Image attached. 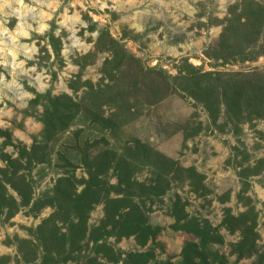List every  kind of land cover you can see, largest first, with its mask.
Segmentation results:
<instances>
[{
	"label": "rangeland",
	"instance_id": "obj_1",
	"mask_svg": "<svg viewBox=\"0 0 264 264\" xmlns=\"http://www.w3.org/2000/svg\"><path fill=\"white\" fill-rule=\"evenodd\" d=\"M253 1L264 5V0ZM240 2L0 0V129L11 142L0 152V171L6 168L2 155L18 160L16 175L9 178L32 200L28 207H18L11 219L5 211L0 216V257H9V264H23L16 239L35 243L32 231L53 213L45 208L33 214L32 202L65 177L75 184L77 193L81 192L83 181L88 179L84 158L95 159L107 153L112 161L108 180L116 167L124 164L131 170L132 180L141 184L156 181L158 169L163 168L158 157H162L178 167L194 168L203 176L206 187L204 196L198 197L179 175L178 180L163 185L161 196L133 192V200L145 212L148 224L161 230L154 243L149 242L145 248L137 246L133 238L119 243L109 238L108 243L116 250L124 254L152 251L154 260L149 264H177L185 238L175 231L171 211L179 201L189 217L206 221L218 230L223 245L211 249L225 255L228 264H255V257L237 261L229 255V246L241 235L220 225L226 209L233 216L249 209L244 205L247 200L239 199L244 187L238 173L250 169L249 188L244 194L251 199L256 216V245L259 252L264 251V120L231 122L221 106L213 122L203 105L182 91L183 81L177 79L178 70L187 68L220 74L223 79L252 73L264 78V58L255 54L244 62L229 63L205 55L209 49L213 54L220 52L219 39L230 10ZM237 10L240 15L239 7ZM19 25L27 36H18ZM102 31L122 49L119 64L106 72L103 65L113 59L111 53L103 52L86 63L83 60L95 51ZM241 33V27L234 25L228 36L233 42L230 45L237 44ZM49 35L59 42L58 57ZM85 82L92 88L84 86ZM47 92L68 96L81 111L65 134L53 142H42L28 164L29 156L20 159L19 154L30 151L41 139L43 129L42 107L31 101L36 94ZM98 117L110 120L112 127L102 129ZM138 143L149 157L133 161L131 151ZM111 182L115 183L114 179ZM3 185L20 205L17 192L7 183ZM110 197L116 198L113 193ZM103 209L100 204L91 212L89 228L99 225ZM92 257L88 249L77 251L65 264H94L89 262Z\"/></svg>",
	"mask_w": 264,
	"mask_h": 264
},
{
	"label": "trees",
	"instance_id": "obj_2",
	"mask_svg": "<svg viewBox=\"0 0 264 264\" xmlns=\"http://www.w3.org/2000/svg\"><path fill=\"white\" fill-rule=\"evenodd\" d=\"M238 7L240 15L237 14ZM229 16L219 39L220 52L213 54L212 49H209L205 54L206 57L221 60L223 63L244 62L253 54L264 58V5L257 4L253 0H241L236 7L231 8ZM242 20L243 23H241ZM215 23L214 25L222 24ZM234 25L240 26L243 33L235 40L237 44L233 46L230 45L233 42L228 41V36ZM49 43L53 53L58 57L59 42L49 35ZM121 51L118 43L108 33L102 31L96 41L95 51L84 56L83 60L86 63L87 59L93 60L98 54L111 53L113 59L106 60L103 65L106 72L107 69L110 71L113 66L119 64L122 59ZM255 55L253 59L256 58ZM177 79L183 81L182 91L202 104L213 122L217 120L221 106L231 122L240 123L245 119L264 120V78L260 74H242L223 79L220 74L202 73L193 68H187V70H178ZM84 86L92 88L89 82H85ZM31 104L42 107L43 129L41 139L35 141L30 151H22L19 154L20 159L29 156L28 164L33 162L32 154L38 150L39 145L42 142H53L57 137L65 134L81 111L80 105L68 96H55L51 92L44 95L36 94ZM98 118L102 129L108 130L112 127L110 120ZM0 140H2L1 152L11 143L7 133L1 129ZM139 145L138 143L133 148L134 151H131L133 161L149 157ZM158 158L163 168L158 169L157 180L144 184L132 180L131 170L124 164L117 166L111 176L115 183H112L111 179H106L107 171L112 169L110 165L112 161H109L107 153L95 159L84 158L88 179L83 181L84 188L81 192L77 193L75 184L65 177L57 180L53 189L44 197L32 202L30 211L33 214H38L45 208H51L53 213L32 231L35 243L31 240L16 239L20 261L23 264H32L40 259L41 264H65L73 259L74 252L88 249L93 255L89 262L94 264L151 263L154 260L152 251L124 254L108 243L109 238H113L117 243L123 239L133 238L137 246L145 248L149 242L153 244L160 233L159 226L152 227L148 224L145 212L133 200L132 193L161 196L164 193L163 185L169 184L171 179L178 180L179 175L182 177L180 179H183L181 182H186L196 196L202 197L206 192L204 178L194 168L184 169L162 157ZM2 160L6 163V168L0 171V216L5 211L7 218L11 219L18 207H28L32 200L25 197L22 190L15 188L9 178L16 175L18 160L15 162L5 154L2 155ZM249 170L242 169L238 173L244 187L239 199L247 200L244 205L249 209L238 216H233L231 211L226 209L220 227L230 233L240 232V240L229 246L230 256L236 257L237 261L255 257V264H264V251L259 252L256 245L258 239L256 216L254 209L250 206L251 199L244 194L249 188L247 182ZM4 182L17 192L21 200L20 205L7 194ZM112 193L116 198L110 197ZM100 204L104 205V216L97 227L89 228V216ZM171 215L175 222V231L185 238L177 264H228L225 255H220L211 249V246L223 245V239L217 229H213L206 221L189 217L179 201L174 202ZM9 262V257H0V264H9Z\"/></svg>",
	"mask_w": 264,
	"mask_h": 264
},
{
	"label": "bare ground",
	"instance_id": "obj_3",
	"mask_svg": "<svg viewBox=\"0 0 264 264\" xmlns=\"http://www.w3.org/2000/svg\"><path fill=\"white\" fill-rule=\"evenodd\" d=\"M21 26H22V25H19V27L17 28L18 36H27V33H25V31L22 29ZM0 53H1V52H0Z\"/></svg>",
	"mask_w": 264,
	"mask_h": 264
}]
</instances>
